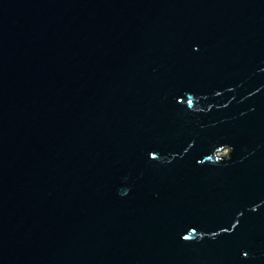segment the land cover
Masks as SVG:
<instances>
[{
  "label": "water",
  "instance_id": "1",
  "mask_svg": "<svg viewBox=\"0 0 264 264\" xmlns=\"http://www.w3.org/2000/svg\"><path fill=\"white\" fill-rule=\"evenodd\" d=\"M0 264H264V0H0Z\"/></svg>",
  "mask_w": 264,
  "mask_h": 264
},
{
  "label": "rangeland",
  "instance_id": "2",
  "mask_svg": "<svg viewBox=\"0 0 264 264\" xmlns=\"http://www.w3.org/2000/svg\"><path fill=\"white\" fill-rule=\"evenodd\" d=\"M223 154H227L228 152L227 151H224V152H222Z\"/></svg>",
  "mask_w": 264,
  "mask_h": 264
}]
</instances>
